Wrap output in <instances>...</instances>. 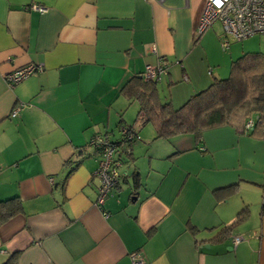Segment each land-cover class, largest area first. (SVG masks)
<instances>
[{
	"label": "crops",
	"instance_id": "0c3cea01",
	"mask_svg": "<svg viewBox=\"0 0 264 264\" xmlns=\"http://www.w3.org/2000/svg\"><path fill=\"white\" fill-rule=\"evenodd\" d=\"M205 3L0 0V210L14 211L0 212V264H264V135L237 124L157 138L130 94L149 64H163L159 98L162 83L174 108L209 86L195 53ZM100 138L118 140L120 162L103 204Z\"/></svg>",
	"mask_w": 264,
	"mask_h": 264
},
{
	"label": "trees",
	"instance_id": "16d2710c",
	"mask_svg": "<svg viewBox=\"0 0 264 264\" xmlns=\"http://www.w3.org/2000/svg\"><path fill=\"white\" fill-rule=\"evenodd\" d=\"M130 94L140 103V118L154 124L157 138L183 133L200 138L210 128L237 124L244 125L252 135H264V52L248 51L233 59L227 77H213L207 88L192 95L178 108L159 98L155 80L140 78ZM254 114H258V118H253V125L246 127ZM121 128H127L135 138L139 136L132 127ZM111 142L117 144L118 140ZM134 182L136 185L140 183L138 173L134 174ZM12 210L5 213L0 210L2 217L12 215ZM248 214V208H243L233 223L244 220Z\"/></svg>",
	"mask_w": 264,
	"mask_h": 264
},
{
	"label": "built area",
	"instance_id": "2783aa9c",
	"mask_svg": "<svg viewBox=\"0 0 264 264\" xmlns=\"http://www.w3.org/2000/svg\"><path fill=\"white\" fill-rule=\"evenodd\" d=\"M37 9L41 12L45 11L43 6H39ZM216 21L222 24L225 32L222 42L224 49L229 47L232 38L243 40L255 34H264V0H206L197 29L198 34H202ZM38 70L37 65L29 64L9 72L5 77L7 82L14 86ZM164 71L165 68L162 63L149 64L145 69V77L149 80H160ZM122 136L124 140L135 138V135L129 133L127 128L122 129ZM94 143L100 148L99 167L96 175L101 179V184L97 202L103 204L106 196L118 181L120 162L115 159L118 148L117 144L106 139L100 138ZM240 239V236H235V244ZM132 258L133 264H146L144 258L138 253H134Z\"/></svg>",
	"mask_w": 264,
	"mask_h": 264
},
{
	"label": "rangeland",
	"instance_id": "374dc122",
	"mask_svg": "<svg viewBox=\"0 0 264 264\" xmlns=\"http://www.w3.org/2000/svg\"><path fill=\"white\" fill-rule=\"evenodd\" d=\"M224 33L225 32L222 24L219 21H216L211 27H209L204 33L200 35L201 38L199 39V43L204 47L205 51L199 47L197 49V52H195L197 57L202 56V58L205 59V61L207 60V56L209 57L210 67L213 69V73H214L213 77H219V78L227 77L230 73L232 60L240 57V52L243 49L247 51L248 50L263 51L261 47H264V34H260V35L256 34L255 36H250L248 37L249 39L247 40L246 39L234 40L232 38L230 39L231 48L225 50L222 45L223 40L221 39L222 37L224 38L225 35ZM202 39L203 42H201ZM213 77L210 78L211 82L213 81ZM159 88L161 91V97L165 102L167 100L166 99L167 96L169 98L171 97L170 91L169 90L165 91V89L162 88V83L159 84ZM134 104L138 106L136 102ZM127 113L129 114L130 117L135 113L133 104H131V107L129 108ZM118 135L120 137V131H118Z\"/></svg>",
	"mask_w": 264,
	"mask_h": 264
}]
</instances>
